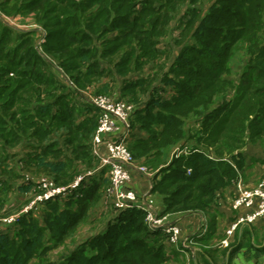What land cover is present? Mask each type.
<instances>
[{
	"label": "trees",
	"instance_id": "trees-1",
	"mask_svg": "<svg viewBox=\"0 0 264 264\" xmlns=\"http://www.w3.org/2000/svg\"><path fill=\"white\" fill-rule=\"evenodd\" d=\"M83 90L134 105L129 150L153 173L150 207L105 210L110 168L96 170L93 145L101 110ZM260 139L264 0H0V219L16 216L0 222V264L260 263L264 217L228 247L215 239L221 193ZM44 181L67 189L29 207ZM149 208L169 222L201 213V226L174 241L151 228Z\"/></svg>",
	"mask_w": 264,
	"mask_h": 264
},
{
	"label": "built area",
	"instance_id": "built-area-1",
	"mask_svg": "<svg viewBox=\"0 0 264 264\" xmlns=\"http://www.w3.org/2000/svg\"><path fill=\"white\" fill-rule=\"evenodd\" d=\"M9 24H14L10 18L3 17ZM89 90L80 91V97L86 102H90L101 110L99 125L93 137L94 152L100 158V165L96 170L108 166L110 168L108 176L110 186L105 194V203L114 205L119 209L130 207L131 205H147L150 207L153 201L149 194L145 195L144 200L139 197L136 188L132 185V174L137 172L150 179L152 187V175L148 167L140 164L129 150V137L131 133V114L134 105L118 96L109 94H90ZM95 170L89 171L79 176L70 185H77L84 177L91 176ZM47 188L43 195L37 196L29 207L34 206L36 200L49 198L53 195L65 193L67 187H54L51 183L44 181ZM149 201V202H148ZM232 205L235 209H248L247 213L241 212L237 219L227 230V235L220 241L221 247H228L231 238L242 224H250L264 217V181L258 186L248 187L240 177L236 183V196L233 198ZM243 211V210H242ZM16 216L0 219L5 222L15 221ZM168 217H158L153 208H149L147 221L151 228L163 229L172 235L173 240H177L181 230L176 222L167 221ZM207 228L205 221L204 230ZM242 264H260L255 262H243Z\"/></svg>",
	"mask_w": 264,
	"mask_h": 264
},
{
	"label": "crops",
	"instance_id": "crops-1",
	"mask_svg": "<svg viewBox=\"0 0 264 264\" xmlns=\"http://www.w3.org/2000/svg\"><path fill=\"white\" fill-rule=\"evenodd\" d=\"M135 135L137 138H147L148 137V132L145 130H141V129H136L135 130ZM251 162L248 161L247 157V168L246 170H244L243 174L245 173V175L241 174V178L244 181V183L248 186V187H255L252 186L248 183L249 179L246 176V173L248 171H250V169H252V167L254 165H256L257 163H255L256 159H253V156L251 157ZM246 171V172H245ZM132 185L136 188L139 197L144 200L145 195L150 193L151 190V185H150V179L138 174L137 172H134L132 174ZM235 185H232L230 187H228L227 189L223 190V192L221 193L222 196L224 197V192L229 191L230 193H232L231 191L234 192L235 190ZM222 204L221 206L218 208L217 210V218H216V236L215 239L218 241L219 239H221V236L218 234V230L220 227V223L222 218L224 217V215L226 216V227L228 225V228L230 227V225L232 224L234 217H235V212L236 210L233 208L232 204L230 203V205H224V198L222 200ZM103 205L104 208L108 205L105 204L104 198H103ZM247 213L248 209H243V213ZM201 213H185V214H180L178 215L177 219L175 220V222L177 223V225L179 226L180 230H182L180 234H182V239H180V242H185V240L196 234V232L198 231V229L200 228L201 224ZM183 236H186V239L183 241ZM167 246V250L170 251L172 249H177L179 246H177V244H169L166 243ZM244 250V249H243ZM195 251V248L192 249V252ZM241 263H240V262ZM243 259L240 258L237 260L236 264H242ZM258 262H260V264H264V254L261 256V258H259Z\"/></svg>",
	"mask_w": 264,
	"mask_h": 264
},
{
	"label": "rangeland",
	"instance_id": "rangeland-1",
	"mask_svg": "<svg viewBox=\"0 0 264 264\" xmlns=\"http://www.w3.org/2000/svg\"><path fill=\"white\" fill-rule=\"evenodd\" d=\"M11 25H16V27L22 26L23 28L27 27V26L24 25V23L18 22L17 20H15L14 24H11ZM178 25H179V23H176V22L173 24L174 27H177ZM246 58H247L246 53L243 52V51L238 52L233 57L232 67H233V73L236 76L242 70L243 62H244V60L246 61ZM88 93L92 94L94 92L89 90ZM190 121L192 122L193 120L191 119ZM190 123H189V126H193L192 123L191 124ZM243 152H244V155H245V157H247L249 162H251V159H252L251 157L252 156H253V159H256L255 163H257V164L254 165L252 167V169H250V171H248L246 173V176L249 179L248 183L250 185L258 186V185H260L262 183V181H264V139H260V140H258L256 142L248 143L244 147ZM243 175H245V173ZM231 192L232 193H230L229 191L224 192V205H230V203H232L233 198H234V192L233 191H231ZM105 210H107L106 207H105ZM235 214H237V213H235ZM93 217H95V216H93ZM225 225H226V216L224 215V217L221 220L220 227H219V230H218V234L221 236V239H223L225 237L226 231L228 229V225H227V227ZM91 226H94V225H91V224L90 225H86L85 229L83 231L79 232L78 237H77V241H81L86 236H88L89 234L93 233V230H92ZM180 239H182V234H180L178 240H180ZM185 239H186V236H183V241ZM221 239H219L218 242H220ZM185 242H186V240H185ZM70 246H72V244H70ZM58 255H61V254L52 253L53 259L58 257ZM243 262L244 261H242V263ZM247 262H249V261H247Z\"/></svg>",
	"mask_w": 264,
	"mask_h": 264
}]
</instances>
